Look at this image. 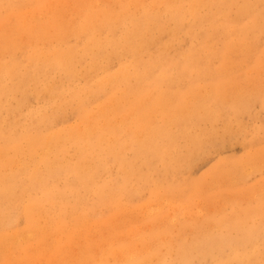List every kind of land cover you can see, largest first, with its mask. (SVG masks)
Instances as JSON below:
<instances>
[{"label":"bare ground","instance_id":"bare-ground-1","mask_svg":"<svg viewBox=\"0 0 264 264\" xmlns=\"http://www.w3.org/2000/svg\"><path fill=\"white\" fill-rule=\"evenodd\" d=\"M45 1L40 0L41 3ZM33 2L34 0H11L7 4H0V8L8 13H16L23 5ZM117 5L119 7L116 9L98 10L91 16H85L87 19L84 18L73 28L81 30L77 36H84L80 45H63L62 50H51L50 47L46 50L30 49L27 47V36L34 34L29 31L24 37L26 50L23 51L26 54L23 59L13 55L9 63H0V98L16 92L30 94V86L34 85L35 90L32 93H41L44 96L48 108H51V114L58 113L70 101L76 100L82 116L92 117L85 106L86 98L89 95L96 98L101 93L105 97L99 104L98 111L101 115H96L94 121L96 130L81 129L72 133L51 131L44 134L48 124L52 123L45 120L44 111L32 113L25 121L17 118L20 111L13 104H10V110L7 109L6 116L3 117L0 113V135L5 138V141L0 143V249L6 248L8 239L12 245L18 247L43 234V227L39 226L42 220H45L50 229L64 232L70 224H74L71 229H75L94 220L93 215L101 216L108 209L116 212L119 204L114 202V196L112 201H108L105 193L116 196L123 194L133 198V179L138 183L148 180L157 183L160 177L167 174L175 176L176 171L185 166L182 161L188 162L201 150L206 140L204 138L209 133L206 122L214 123L218 120L222 121L226 128L229 127L230 123L223 120V115L219 114V110H225L214 106L220 104V101L224 103V99L218 98L219 90L212 91L211 96H197L188 105H185V96L179 95L169 102L168 108L165 107L167 99H155L168 93L171 87L181 80L180 77L189 79L203 74L202 68L206 67L200 64L203 60L251 57L253 54L257 58L264 57V52H258L259 39L264 33V0H154L149 4L143 0H120ZM3 16L0 12V20ZM101 31H106L107 35L101 37ZM117 32H120L118 36L115 35ZM181 32L191 39V44L186 50L178 51L174 55L160 52L145 59L144 54L152 45L162 44V49H166L170 46L171 39ZM163 35L168 37L165 42L162 40ZM218 40H222V44L217 48L214 44ZM16 47H19L18 44ZM113 55L121 59L115 73L105 70L102 76L93 80L88 71L82 72L88 84L71 88V96L66 94L65 84L55 77L57 73L62 72L65 78L75 82L81 73V70L77 69L78 63L85 58L91 59L89 67H86L96 70L101 58L111 59ZM22 68L24 72L21 71ZM174 68H177L181 76L163 78V74ZM4 76L12 80L10 85L6 86L2 81ZM128 80L129 86L123 91L120 83ZM117 85L121 87L123 97L134 98L139 104L134 108V117L138 122L145 123L141 134L130 131L129 135L121 140L117 137L118 132L113 131L116 130L115 123L110 126L105 123L104 117L114 116L117 109ZM236 98L239 106L243 107L237 108V111H242L247 107L250 98L244 95ZM24 102L23 99L22 104ZM209 102L214 104L213 107L207 105ZM166 108L170 110L166 111ZM163 112L165 117L151 128L149 121ZM177 126H183L188 133L187 145L184 151L182 150L186 153L184 158L183 152L176 145L165 144L161 140L164 137L173 138L170 130ZM102 127L106 128L101 129L104 133L99 132ZM19 133L22 134L20 137H12V134ZM172 133L176 137L184 136L176 131ZM68 145L74 146L80 152L76 161L64 156ZM126 148L134 149L133 161L129 165L123 163L122 156ZM60 149L64 152L59 153ZM251 154L259 155L256 152ZM10 157L12 159L7 164L5 158L8 160ZM49 158L55 162L67 163L65 166L50 167ZM249 161L253 162L255 158L248 159L246 163H250ZM31 163L40 164L33 167ZM115 164L122 169V185H116L115 182H96L95 174L100 169L106 172ZM41 165L47 168L48 173L40 169ZM234 168L235 172L236 166ZM61 171L72 174L63 177V185L58 183L61 176H64ZM52 175L54 178L50 179L48 176ZM198 186V182H189L178 184L176 189L181 193L180 198L185 200L191 191L198 190ZM35 187L44 190V200L27 197V191L33 193ZM81 189L96 196L91 202L92 214L90 211H84L89 202L84 199L83 194L86 192ZM44 202H49L51 209L46 208V205L44 209ZM20 217L26 223L22 229L17 228ZM149 218L155 228L148 236L133 233L135 241L140 242L141 247L127 249L128 251L122 253L123 258L114 264H194L189 252L197 246L204 253L209 252V255H212L197 257L200 262L234 264L232 260L238 259L240 255L238 250L232 251V256L216 260V252L212 249L217 238L230 236L243 246L252 244L254 253L261 254L260 257L264 260V219L260 225H255L253 221L249 223L254 217L248 214L245 217L224 216L208 229L210 231L198 229L207 235L200 238L198 233L194 232V236L188 238L179 235L175 237L169 227L163 230L157 228L159 216L150 214ZM260 226L262 231L258 235L254 227ZM213 227L216 229L213 230ZM90 256L85 255L83 258L87 261ZM256 260L259 261V258ZM81 261L76 264H82ZM94 264L111 263L105 257ZM238 264L253 263L240 259Z\"/></svg>","mask_w":264,"mask_h":264},{"label":"rangeland","instance_id":"rangeland-1","mask_svg":"<svg viewBox=\"0 0 264 264\" xmlns=\"http://www.w3.org/2000/svg\"><path fill=\"white\" fill-rule=\"evenodd\" d=\"M10 1L0 0V4H7ZM119 1L46 0L45 3H41L40 0H34L32 4L23 5L16 13H8L0 8V12L4 14L0 20L2 21L0 24V63H9L13 59V55L23 59L24 54H26L23 51L26 50L24 37L29 31L34 34L27 36L29 39L27 47L30 49L42 48L46 50L50 47L51 50H62L63 45H67V47L74 44L80 45L84 36H77L81 30L73 28H76L85 16H91L98 10L118 8L117 3ZM143 1L149 4L154 0ZM119 34L120 32L115 33L116 36ZM106 35V31H101V37ZM167 39L166 35L162 36L163 42ZM17 44L18 48L16 47ZM190 44L191 39L189 36L181 32L171 39L169 47L162 49V44L152 45L149 51L144 54V57L147 60L150 56L157 55L160 52L174 55L178 51L186 50ZM221 44L222 40H218L214 45L218 48ZM258 46V52L263 53L264 33L260 36ZM90 61V58H85L78 63L77 69L81 70V73L78 74L79 76H77L75 82L65 78L62 72L56 74L55 77L62 84H65L64 87L68 96H71V88L74 86L88 84L82 72L88 71L94 80L102 76L105 70H111L115 73L119 68L121 59L115 55L111 59L101 58L99 68L96 70L87 68ZM200 64L206 66L202 68L203 74L200 73L198 77L189 79L180 77L181 80L176 82L168 93L157 97L155 101L167 99L165 107L168 108L170 106L169 102H172L179 95H184L185 105H188L197 96H211L212 91L219 90L218 98H223L224 103L220 101V104L214 105L209 102L210 104L207 105L223 108L225 111L219 110V114L223 115V120L230 123L229 127L226 128L223 122L218 120L214 123L206 122L209 131L204 138L206 140L201 150L188 162L182 161L186 156L183 151L187 145L188 133L185 132L183 126L171 128L170 132L174 137L170 139L164 137L161 140L165 144L171 143L176 145L179 150H183L181 161L185 166L177 170L175 176L167 174L160 177L157 183L151 180L138 183L133 179L131 183V192L135 194L133 198L123 194L116 196L106 192L105 198L108 201H112L114 196V202L119 204L118 210L111 212L108 209L101 216L93 215L94 220L75 227V229H71L74 224H70L64 232H59L53 228L50 229L45 220H40L39 226L43 227L44 233L30 240L31 242L23 243L18 247L12 245L8 239L6 248L0 249L2 250L0 251V264H76L81 260L82 264H94V262L105 259V257L111 264H114L115 261L123 258L122 255L124 254L122 253L128 251L127 249L135 246V248L141 247L140 242L135 241L136 237L134 235L148 236L151 230L155 228V224L149 218L150 214L159 216L156 224L157 228L163 230L169 227L175 237L179 235L189 238L194 236V232H197L201 238L207 234L200 232L198 229L210 231L208 229L224 216L242 215L245 217L248 214L254 217L249 220V223L253 221L255 225H260L264 219V57L257 58L253 54L251 57L203 60ZM21 71L24 72V68ZM178 76L181 75L177 68L170 69L163 74V78L167 79ZM2 81L5 82L6 86L12 82L11 79L5 76ZM120 85L124 91L129 86V80L120 83ZM34 90V85H31L30 94L29 92H16L0 98L1 116H6L7 109L10 110V104H13L20 111L17 118L21 121L29 119L31 114L38 110L44 111L45 120L52 121L43 132L44 134L51 133V131L72 133L81 129L96 130L94 121L96 115H101L98 110L99 104L105 100L104 94L101 93L96 98L89 95L86 98L85 106L91 112L92 117H83L76 100L70 101L58 113L51 114V108H48L44 96L41 93L33 94ZM121 91V87L117 85L116 93H119V96H117L119 101L114 116L104 115L105 123L110 126L115 123L116 130L113 131L118 132L117 137H119V140L127 137L130 131L141 134L145 129V123L138 122V119L134 117V108L139 104L136 103L134 98L123 97ZM243 95L248 96L250 100L245 109L237 111V108L243 107L239 106L236 97ZM23 99L24 104H22ZM54 110L57 109L54 108ZM164 117L165 112L154 116L149 121L151 122V128ZM101 129L106 128L99 129L100 133H104ZM172 130L184 136L176 137ZM18 131L20 132V130ZM21 133L12 134V137H20ZM3 141H5V138L0 135V143ZM58 152L63 153L64 150L60 149ZM252 152L259 153V155L252 156ZM79 153L74 146L68 145L64 156L66 155L65 157L76 161ZM133 156V148L124 149L123 163L129 165L133 161ZM253 157L255 161L246 163L248 159L250 160ZM20 158H24V156H20ZM11 159V157L8 160L5 158L7 164L10 163ZM66 163L55 162L50 158L48 160L50 167L51 165L65 166ZM31 164L35 167L40 163ZM235 166L236 171L234 172ZM40 169L48 173L44 165H41ZM60 173H63L64 176H61L58 183L63 185L65 181L63 177L72 174L67 171H61ZM95 175L97 176L96 182L102 184L115 182L116 185H122V169L117 164L111 165L106 172L100 169ZM48 177L51 179V177L54 178V175ZM189 182H198V190L191 191L190 195L183 200L180 198L181 193L176 189V186ZM33 190V193L27 191V197H38L44 200L46 194L42 188L35 187ZM83 196L89 202L84 211H90L92 214L93 206L91 202L96 199V196L87 192ZM71 198L73 199V196ZM48 203H43L44 209L45 205L46 208L51 209V205L49 206ZM19 220L17 228H25V220H22V217ZM222 227L224 229V226ZM215 229L213 227V230ZM254 229H256L255 232L258 235L262 231L261 226L254 227ZM224 231L226 232L225 229ZM262 236L264 237V231ZM212 249L216 252L214 255L216 260L223 259L225 256H232L233 252L238 250L240 255L238 259L232 260L234 264H238L240 259L253 264L264 262L260 257L261 254L256 255L254 253L255 249L252 244L243 246L234 240L232 236L217 238ZM218 249L220 252H218ZM230 249L232 250L230 251ZM117 253L120 256L116 255ZM189 253L194 264H206L200 262L197 257L207 256L209 252L204 253L197 246ZM85 255H91L87 261L86 258H83ZM193 256L196 257L193 259ZM256 258H259V261Z\"/></svg>","mask_w":264,"mask_h":264}]
</instances>
